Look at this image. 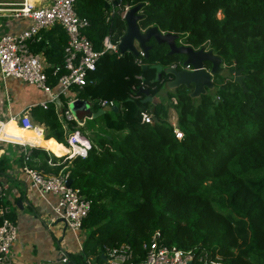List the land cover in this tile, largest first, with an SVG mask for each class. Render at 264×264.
<instances>
[{
	"label": "trees",
	"instance_id": "obj_1",
	"mask_svg": "<svg viewBox=\"0 0 264 264\" xmlns=\"http://www.w3.org/2000/svg\"><path fill=\"white\" fill-rule=\"evenodd\" d=\"M107 3H76L78 14L90 21L86 34L97 49L105 37L116 42L126 32L122 9L142 4L141 28L156 26L180 35L179 44L206 47L223 60L227 77L217 76L214 92L197 98L190 95L192 87L168 90L166 104L155 99L172 75H158L153 66L181 69L184 56L170 55L168 45L155 40L142 64L131 52H106L79 97L113 99L118 111L101 115L102 132L90 137L92 148L85 142L88 155L71 160L44 147L70 153L64 144L77 122L65 131L55 103L33 108L45 138L56 142L28 146L27 164L45 173L70 171L73 187L91 201L82 225L83 250L68 253L72 262L102 261L108 248L122 244L145 257L143 244L160 232L165 245L205 247L224 264H264V0H122L113 10ZM54 28L60 31L57 39L44 32L31 48L58 65L68 36ZM145 89L154 101H145ZM170 107L181 140L168 122ZM142 112L151 113L154 122H142ZM7 162L0 158V175L10 180ZM3 202L10 203L0 197Z\"/></svg>",
	"mask_w": 264,
	"mask_h": 264
},
{
	"label": "built area",
	"instance_id": "obj_2",
	"mask_svg": "<svg viewBox=\"0 0 264 264\" xmlns=\"http://www.w3.org/2000/svg\"><path fill=\"white\" fill-rule=\"evenodd\" d=\"M20 2L18 8L5 9L0 6V17L2 13L12 12L30 19L33 24L18 33H7L0 30V75L3 79L10 77L20 79L47 93L50 100L42 102L41 106L47 109L49 102L56 104L59 120L65 131L69 129V122H77V127L67 134V141L77 145L79 152L73 157L66 156V158L71 160L77 156L86 157L92 148V143L89 137L80 130V126L84 124L77 121L70 109V104L77 99H83L79 97V91L87 85L90 73L96 71L101 56L106 52L120 53V39L115 42L107 36L103 39L102 49H97L86 34L90 26L89 19L80 16L76 10L77 0H51L47 6H37L34 0H21ZM109 2L112 4L114 0H109ZM120 3L119 7L122 5V0ZM129 9L130 6L122 9L123 19ZM56 26H60L68 36L64 49V61L58 65L48 64L41 53L31 48L32 44L43 40L44 32ZM139 51L137 63L142 64L145 54L142 50L139 49ZM176 66L174 64L171 67L176 68ZM55 79L57 83L53 84ZM70 93H75V96L70 97ZM57 101L61 102L60 107ZM89 101L104 112L117 106L113 99L100 98ZM15 119L21 127L32 129L35 126L28 111L20 113ZM141 119L144 123L154 122L153 115L148 112H142ZM170 124L177 139L181 140L183 132L179 129L177 121H171ZM86 141L91 148L86 145ZM24 154L26 161L22 173L27 182L35 187L43 197L50 194L58 197L57 204L53 206L55 215L52 220H64L83 250L82 225L91 210V201L83 198L79 188L73 185L68 186V180L71 178L70 171L58 174L45 173L26 163L31 156V150L26 149ZM6 190L7 187L2 184L0 175V197L5 199ZM12 213V203L0 204V264H13L11 249L18 239V228L11 218ZM142 247L145 257L136 252L131 245L122 244L108 248L105 259L102 261L88 257L84 264H224L221 256L213 255L205 247L184 250L176 246H167L160 232H156L151 241L143 244ZM59 259L62 264H74L65 250L60 251Z\"/></svg>",
	"mask_w": 264,
	"mask_h": 264
},
{
	"label": "crops",
	"instance_id": "obj_3",
	"mask_svg": "<svg viewBox=\"0 0 264 264\" xmlns=\"http://www.w3.org/2000/svg\"><path fill=\"white\" fill-rule=\"evenodd\" d=\"M20 1L0 0V6L5 9L18 8ZM34 1L37 6H47L51 2V0ZM110 4L109 2L108 7L111 10L116 8L114 3ZM32 24L30 19L12 12L2 13L0 17V30L2 32L18 33L31 27ZM59 33L58 29L52 28L46 31V36H53V39H57ZM48 40L52 41L50 37H48ZM42 56L48 64H53L43 54ZM74 96L75 93H70V97ZM49 100L50 96L35 86L13 77L3 79L0 75V121L6 122L10 119H15L20 113L28 111L35 125L28 130L20 127L19 130H8L0 133V158H7V172L10 178L9 180L7 177L1 176L2 184L7 187V190H10L9 193L6 190L5 199L17 206L16 216H20L22 220V224L18 228V239L11 249L13 264H62L59 259L61 250L72 254L82 252L80 243L67 227L65 221H53V216H50V213L52 215L54 213L53 206L57 204L58 197L53 194L47 197L41 196L39 191L27 182L26 177L22 173V168L26 161L24 151L28 149V146L22 145L23 138L29 136L39 137L49 145L56 142L45 138L44 126L37 123L33 115L35 106ZM17 144L20 148L15 147ZM64 145L68 147L70 153L62 154L61 148L50 150L48 147H42L57 157H63L68 156L72 152V147L68 143ZM22 158L23 162L22 160L20 161ZM49 163L53 164L52 161H49ZM18 200H22L20 206H18ZM28 209L33 210L34 213L32 215L26 214L25 211ZM44 214L47 216L49 214L50 216L48 223H44L42 220ZM24 218L27 219L26 223ZM44 226L47 229H44ZM82 237H84V234Z\"/></svg>",
	"mask_w": 264,
	"mask_h": 264
},
{
	"label": "water",
	"instance_id": "obj_4",
	"mask_svg": "<svg viewBox=\"0 0 264 264\" xmlns=\"http://www.w3.org/2000/svg\"><path fill=\"white\" fill-rule=\"evenodd\" d=\"M120 2L121 0H114V6L119 7ZM141 8L142 4L133 6L125 15L124 20L127 29L120 38V53L131 52L134 56L138 57L140 49L144 52L145 57L148 58L151 50V46L149 45L151 40H155L158 44H166L169 47L170 55L179 54L184 56V69L182 70L175 67L164 68L161 64L153 66L157 70L158 75L163 71L172 75V78L166 83V88L174 90L180 86L192 87V92L190 93L192 98L200 97L208 91L214 90V77L222 75L224 70H226L223 60L206 47L195 49L190 45L179 44L180 35L178 34L163 33L156 26L149 27L144 31L139 25V20L142 18V14H140ZM206 62L210 63L211 67L207 68L205 66ZM188 67H192V69H188ZM146 68L147 66H144V69ZM235 80L242 82V77H236ZM244 89L245 91L247 90L245 86ZM143 92L146 95L145 101L154 100L147 89ZM57 104L59 107L61 106L60 101H57ZM93 106V103L87 99H77L70 104V109L77 121L85 124L87 119H93L105 113L100 109L94 111ZM112 110L118 111V107L114 106ZM72 183L73 180L69 179L68 186H71ZM21 204L22 200H18V206ZM60 221L64 220L60 219Z\"/></svg>",
	"mask_w": 264,
	"mask_h": 264
},
{
	"label": "rangeland",
	"instance_id": "obj_5",
	"mask_svg": "<svg viewBox=\"0 0 264 264\" xmlns=\"http://www.w3.org/2000/svg\"><path fill=\"white\" fill-rule=\"evenodd\" d=\"M219 16H221V15L219 14ZM222 75H223L224 77H227V71L224 70V72H223ZM214 82L217 83V84H216V86H217V85L220 84V79H219V78L217 79V76H216V77H214ZM217 87H218V86H217ZM168 90L173 91V89L165 88L164 90H162V91L160 92V94L158 95V98L155 99V100H157V101L162 100V101H164V102L167 104V103H168ZM40 91H41V90H40ZM215 91H216V90H215ZM211 92H214V90H211ZM108 111H111V109H109ZM168 113H169V116H168V122H169V124H170L171 121H172V122L177 121V114H176V111H175L174 108H171V107H170ZM173 120H174V121H173ZM177 122H178V121H177ZM101 127H102V118H101V115H100L99 117H96V118H93V119H87L86 123H85L84 125H81V126H80V130H81L84 134H86V135L89 137V139H91L92 137H95V136L97 135L98 132H102V129H103V128H101ZM90 137H91V138H90ZM12 144H13V143H12ZM27 146H28V145H27ZM15 147L20 148L18 144H17V146H15ZM27 148H28V147H27ZM54 155H55V154H54ZM64 157H66V156H64ZM12 211H13V213H12V215H11V218H12V220L15 222L17 228H20V225L22 224V220H21L20 216H16L17 206H16L15 204H12ZM21 212L23 213V211H21ZM45 212H46V211H45ZM25 213L28 214V215H32V214L34 213V211L31 210V209H28V210L25 211ZM54 215H55L54 213H53V215L50 213V216H54ZM50 216H49V214H48V216L44 214V217L42 218V220L44 221V223H45V222L48 223V221L50 220V219H49ZM24 221H25V223H26V222H27V219L24 218ZM42 223H43V222H42ZM44 223H43V224H44ZM45 228H46V227L44 226V229H45ZM39 229H40V226H39ZM39 229H38V230H39ZM46 229H47V228H46Z\"/></svg>",
	"mask_w": 264,
	"mask_h": 264
},
{
	"label": "bare ground",
	"instance_id": "obj_6",
	"mask_svg": "<svg viewBox=\"0 0 264 264\" xmlns=\"http://www.w3.org/2000/svg\"><path fill=\"white\" fill-rule=\"evenodd\" d=\"M21 126L18 125L16 119H10L9 121L6 122H0V133L3 131H8V130H19ZM24 130H28L31 128H24L21 127ZM42 139H40L39 137H25L22 139V145H28V146H32V147H40L42 146ZM68 145H70L72 147V152L71 154L68 155V157H73L75 156L78 152H79V148L77 147V145L68 142ZM77 150V151H76Z\"/></svg>",
	"mask_w": 264,
	"mask_h": 264
},
{
	"label": "flooded vegetation",
	"instance_id": "obj_7",
	"mask_svg": "<svg viewBox=\"0 0 264 264\" xmlns=\"http://www.w3.org/2000/svg\"><path fill=\"white\" fill-rule=\"evenodd\" d=\"M205 66H206L207 68H209V67H208V62H206V63H205ZM182 69H184V67H183V66H182V68H181V69H179V70H182ZM189 69H192V67H190Z\"/></svg>",
	"mask_w": 264,
	"mask_h": 264
}]
</instances>
